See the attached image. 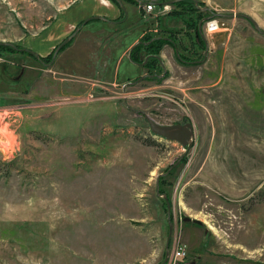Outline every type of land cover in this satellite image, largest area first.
<instances>
[{
	"label": "rangeland",
	"instance_id": "rangeland-1",
	"mask_svg": "<svg viewBox=\"0 0 264 264\" xmlns=\"http://www.w3.org/2000/svg\"><path fill=\"white\" fill-rule=\"evenodd\" d=\"M71 1L0 0V264H175L178 242L176 264H264V33L214 14L264 29V0H122L141 40H176L148 64L138 28L90 16L56 53ZM197 14L224 26L196 38Z\"/></svg>",
	"mask_w": 264,
	"mask_h": 264
},
{
	"label": "crops",
	"instance_id": "crops-1",
	"mask_svg": "<svg viewBox=\"0 0 264 264\" xmlns=\"http://www.w3.org/2000/svg\"><path fill=\"white\" fill-rule=\"evenodd\" d=\"M122 1V0H121ZM161 3H157L160 6L167 0H159ZM176 1V0H175ZM169 2V1H168ZM173 3V2H170ZM157 6V7H158ZM204 9V8H203ZM126 10L122 7L120 2L114 0H73L71 3L65 5L57 14V26L54 30V34L58 39L62 36H66L71 30H73L81 21L90 16V19L101 18L110 24H123L125 30L139 29L138 35L132 39L126 48V53H129L131 48L141 41V37L147 33V29L138 25L137 21L130 24H126V18L124 17ZM89 19V20H90ZM63 26V27H62ZM122 29V28H121ZM120 28L113 30V32L119 33ZM156 30V28H155ZM215 33V32H214ZM172 35V34H171ZM173 37V35L171 36ZM174 37L175 36L174 34ZM141 64V63H140ZM168 197V196H166Z\"/></svg>",
	"mask_w": 264,
	"mask_h": 264
},
{
	"label": "water",
	"instance_id": "water-1",
	"mask_svg": "<svg viewBox=\"0 0 264 264\" xmlns=\"http://www.w3.org/2000/svg\"><path fill=\"white\" fill-rule=\"evenodd\" d=\"M122 7L125 8L124 3L121 0H118ZM175 0H169L170 2H174ZM197 4L199 0H194ZM199 5V4H198ZM206 9L213 11L209 6H205ZM214 14L216 15H230V16H234V15H242L245 16L247 18H249L256 26V28L264 33V29L260 26L259 22L249 13L246 12H231V13H224V12H214ZM209 16L203 17L200 21V25H202L203 20H205V18H208ZM90 18L86 19L84 22H87ZM85 24V23H84ZM79 30V27L76 28V30L74 32H72V35L69 36L65 41H63L56 49V53L58 52V50L62 47V45L68 41L69 39H71V37ZM139 43V42H138ZM137 44V43H136ZM135 44V45H136ZM134 45V46H135ZM133 46V47H134ZM132 47V48H133ZM131 48V50H132ZM24 49H27L30 52H34L35 54H37L39 56V53L31 48H27L25 47ZM131 50H130V56H131ZM143 77V76H142ZM151 130L159 135H162L168 139H175L178 140L179 142H181V144H183L184 146L186 145H191L193 143V136L195 135V129H194V123L191 120H187L185 122H175V123H169V124H164V123H160L158 121H156L154 118H152L149 114L144 113ZM166 196V195H165Z\"/></svg>",
	"mask_w": 264,
	"mask_h": 264
},
{
	"label": "trees",
	"instance_id": "trees-1",
	"mask_svg": "<svg viewBox=\"0 0 264 264\" xmlns=\"http://www.w3.org/2000/svg\"><path fill=\"white\" fill-rule=\"evenodd\" d=\"M130 1H132L134 3L138 2V0H130ZM190 1L191 0H176L175 3H176V5L183 6V7H185L189 3H191L193 9L191 8L190 10L193 12L196 11V13H199V12L206 13L208 11V10H202L199 5L195 6V4L192 1L191 2ZM117 2H119V1L117 0ZM203 5H205V4L202 3V6ZM175 9H177V8H175ZM186 10L187 9H183V10L178 9V10H174L173 12H178L179 14H182V13L186 12ZM199 16L197 14V16H196L197 21L193 25V26H195L194 29L197 31V33H200V30L198 27V22H199V19H201V17H199ZM81 23L78 25V27H80ZM200 34H202V32ZM169 40H173V39L171 38L170 35H166V34L147 35L146 37H144L139 43H137L132 48L130 57L134 61L141 63V64H148L149 62L152 63L153 60H151V59H157V60L159 59L157 57V54L159 53V48L161 47L162 42H163V44H165ZM174 43H176V40L174 41ZM0 47H1V45H0ZM154 47L155 48L158 47V49L157 48L154 49ZM17 50H19V49H17ZM21 51H25V50H21ZM140 57H142L141 62L139 61Z\"/></svg>",
	"mask_w": 264,
	"mask_h": 264
},
{
	"label": "built area",
	"instance_id": "built-area-1",
	"mask_svg": "<svg viewBox=\"0 0 264 264\" xmlns=\"http://www.w3.org/2000/svg\"><path fill=\"white\" fill-rule=\"evenodd\" d=\"M143 5L145 7L144 9H146L148 12H151L155 9L156 2L154 0H150L145 2ZM222 26H224L223 21H221L219 17H216L210 18L209 20H205L203 29L205 32H214L218 31V29L222 28ZM173 254L175 256L174 260L176 264V260L178 258L185 257L188 254L187 244L183 242H178L173 250Z\"/></svg>",
	"mask_w": 264,
	"mask_h": 264
},
{
	"label": "flooded vegetation",
	"instance_id": "flooded-vegetation-1",
	"mask_svg": "<svg viewBox=\"0 0 264 264\" xmlns=\"http://www.w3.org/2000/svg\"><path fill=\"white\" fill-rule=\"evenodd\" d=\"M154 1L156 2V6H158V4L161 3V1H159V0H154ZM168 1H169V0H167L166 2H168ZM166 2H164V3H162V4H165ZM157 3H158V4H157ZM162 4H161V5H162ZM199 6H200V5H199ZM200 8H203V6H200ZM204 8H205V7H204ZM202 10H203V9H202ZM204 10H206V9H204ZM207 10H208V9H207ZM209 11H210V10H209ZM205 20H206V18H205ZM205 20H203L202 25H200V21H201V19H200L199 22H198V27H199L200 33L202 32V34L197 33V31H196L195 29H192V30L194 31V35H195L196 38H198V37H200V36L204 37L203 34H205V33H204L203 25H204ZM171 38H172V37H171ZM172 39H173V38H172ZM174 46H176V50H177L178 45L175 43ZM185 121H187V120H184L183 122H185Z\"/></svg>",
	"mask_w": 264,
	"mask_h": 264
}]
</instances>
